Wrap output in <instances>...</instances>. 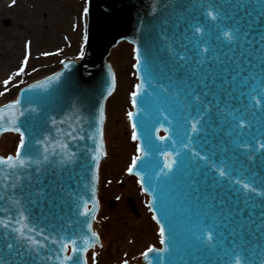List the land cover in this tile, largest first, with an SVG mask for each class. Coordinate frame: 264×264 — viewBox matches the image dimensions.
<instances>
[{
    "label": "water",
    "instance_id": "water-1",
    "mask_svg": "<svg viewBox=\"0 0 264 264\" xmlns=\"http://www.w3.org/2000/svg\"><path fill=\"white\" fill-rule=\"evenodd\" d=\"M216 8L221 9L219 14ZM86 23L87 16L82 47ZM234 27L241 33L237 40L231 32ZM123 40L134 44L139 79L131 121L141 159L131 173L140 177L165 230V243L147 252L145 264L229 260L235 264L230 250L233 242L241 243V234L248 252L240 264H260L264 256V90L260 88L264 0H90L81 60L63 61L61 70L22 87L18 98L0 106L19 101L6 108L0 136L6 132L3 128L20 132L25 141L21 156L26 160L24 168L0 165V221L9 224L8 229L0 226V255H6V236L17 247L26 243L10 231L22 227L16 223L21 211L27 218L22 223L35 229L25 235L43 245L38 264H87V251L100 245L92 235L98 236L93 230L100 209L98 170L106 158V101L116 87L107 57ZM244 77L248 79L242 84ZM177 80L187 85L185 92L200 93L199 100L185 99L184 93L170 96ZM137 81L136 77V86ZM27 83L18 84L13 98ZM233 89L225 104L224 93ZM213 96L220 97L223 115L208 103ZM230 112L245 116L242 128L236 127ZM199 219L217 224L214 232L203 234L204 241L215 235L210 241L213 247L191 237L188 229ZM241 224L244 227L235 232ZM159 244L160 240L150 246ZM67 256L73 260H65ZM125 260L129 259L119 264Z\"/></svg>",
    "mask_w": 264,
    "mask_h": 264
},
{
    "label": "rangeland",
    "instance_id": "rangeland-1",
    "mask_svg": "<svg viewBox=\"0 0 264 264\" xmlns=\"http://www.w3.org/2000/svg\"><path fill=\"white\" fill-rule=\"evenodd\" d=\"M7 5L0 1V104L13 98L18 84L30 82L56 70L63 58L78 57L83 48L87 0H22ZM9 3V4H8ZM6 20H10L8 25ZM30 55L24 73L16 76L25 55ZM109 60L116 71V89L106 105L105 140L108 155L100 167L99 233L103 246L90 255L91 264H119L129 259L142 262V251L160 240L159 229L150 212L147 196L135 177L126 170L137 151L128 113L136 90L133 46L121 42L113 48ZM12 77L5 88L3 81ZM16 134L0 139V151H14ZM125 186H121L120 183ZM133 196L139 215L127 205ZM119 198L110 210L108 201Z\"/></svg>",
    "mask_w": 264,
    "mask_h": 264
},
{
    "label": "snow or ice",
    "instance_id": "snow-or-ice-1",
    "mask_svg": "<svg viewBox=\"0 0 264 264\" xmlns=\"http://www.w3.org/2000/svg\"><path fill=\"white\" fill-rule=\"evenodd\" d=\"M215 10L218 12V14L221 11L220 8H216ZM88 11H89V9L87 7L83 8V10H82L83 15L87 16ZM224 16L227 17L225 13H224ZM216 18L217 17H213V19H216ZM195 31L199 32L200 31L199 27H196ZM231 32H232V35L235 38V40L241 38L240 29L238 27L232 28ZM244 35H246V33ZM84 39L86 41L87 37L85 36ZM179 59H183V57H179ZM27 63H28V57H27V55H25L21 66L19 67L18 71L15 73L16 76H19L22 73H24ZM179 67L182 68L183 65L181 64V65H179ZM232 79L235 81L236 76H233ZM247 79H248L247 77H244L243 80L241 81V83L242 84L246 83ZM11 80H12V77H9L8 79L3 81V84H4L6 89H7V86L9 85V83H11ZM172 86L175 88V92L171 93L170 96H177L178 97V96H180L181 93H184L185 99H187L188 96H193L196 100H199V98H200V93H197L195 91V89H189L187 92H185V88L187 87V85L182 86L180 80L174 81ZM260 88L262 90H264V78H262L260 81ZM234 89L224 93L225 104L228 103V98L233 97ZM252 91L255 92L256 88L253 87ZM2 94L3 93H0V95H2ZM203 95L208 96L209 93L204 92ZM240 95L243 96L244 93L241 92ZM132 96H133V106H135L136 105L135 97L137 96V93L133 92ZM18 103H19V101H16L14 104L7 105L6 108H13V107H15V104H18ZM208 103L213 104L215 107H217L219 114L223 115V110L219 109V105L221 103L220 97L213 96V100H210ZM6 108H0V121H2L4 118L3 114L6 110ZM236 111H239V109H237ZM245 111H247V109H245ZM229 115H232L234 117V119L237 120L236 127L242 128L244 126L242 123H240V121L245 120V116L243 114H241L239 117H236L235 112H230ZM253 115H255V114L253 113ZM128 116L131 119L133 116V113L129 112ZM0 127H3V125L0 124ZM133 128L135 129V124H133ZM3 130L4 131H10L13 129L3 128ZM16 130L18 131V129H16ZM193 130L194 131L196 130L195 125H193ZM136 138H137L136 133L134 131L133 132V139L135 140ZM24 148H25V141H24L23 135L21 134L20 144L16 150L15 156L0 157V165H4V166L11 168V169L24 168L26 166V160L24 158H22V156H21V149H24ZM137 150L140 151L141 149L138 148ZM248 158L251 159V157H248ZM140 159H141V157H139V156H137L133 159L132 166L128 169V171L130 173L132 172L133 168L136 167V163ZM173 163H175V161H173ZM166 167L171 171L172 164H168V165H166ZM220 175L224 176L225 172L221 171ZM236 183H240V181L237 180ZM243 186L245 188H248L247 184H244ZM53 203H54V198H53ZM84 215L87 216V212H85ZM25 219H27V218L24 216V212L21 211L19 213V219H17L16 223L22 224V227L10 229V231L16 233L15 239L25 241L26 243L17 247V245L15 243L8 242L7 236L4 237V239H5L4 248L7 251H6V255H0V264H38V261L41 258L40 253H39V249L41 247H43V245L40 244L39 242L34 241L31 237L25 235L26 230H29V231L35 230L34 226H30L28 224L22 223ZM153 219H155V217H153ZM0 226H3L5 229L9 228V224L3 223L2 221H0ZM243 227H244V225L241 224L240 226L235 228L234 231L240 232V229H242ZM216 228H217V224L215 222H212L211 224H209L205 220L199 219L198 221L194 222L191 225V227L188 229V231L191 233V237L193 238L194 241L204 242L207 246L213 247L212 245H210V241H212L216 238L215 235L209 236L208 241H204L203 240V234L205 232L212 233V232H214V230ZM90 229H91V226L89 225V230ZM92 235L95 239H99V237L95 233H92ZM160 236L162 238L160 242H161V244H164L165 240L163 238L165 236V230L163 227L160 228ZM174 239H175V233H173V235H172V241ZM240 241H241V243L233 242V247L230 250L231 259L235 260V264H240L241 260H247L248 249L244 246L245 245L244 234H241ZM33 245H35V247ZM152 251H153L152 248L148 249V252H152ZM73 252H76V248H73ZM147 254H148L147 252L143 253V255L145 257L147 256ZM226 254H229V253H226ZM65 260H69V261L73 260V257L67 256V257H65ZM124 264H127V261H125ZM226 264H231V260L226 262ZM260 264H264V256H262L260 258Z\"/></svg>",
    "mask_w": 264,
    "mask_h": 264
},
{
    "label": "bare ground",
    "instance_id": "bare-ground-1",
    "mask_svg": "<svg viewBox=\"0 0 264 264\" xmlns=\"http://www.w3.org/2000/svg\"><path fill=\"white\" fill-rule=\"evenodd\" d=\"M0 1L3 2L5 5H7V2L5 0H0ZM19 1H22V0H8L9 3H11V2H19Z\"/></svg>",
    "mask_w": 264,
    "mask_h": 264
}]
</instances>
